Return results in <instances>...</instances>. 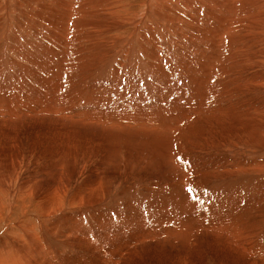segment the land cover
<instances>
[{
	"label": "rangeland",
	"instance_id": "rangeland-1",
	"mask_svg": "<svg viewBox=\"0 0 264 264\" xmlns=\"http://www.w3.org/2000/svg\"><path fill=\"white\" fill-rule=\"evenodd\" d=\"M208 1L0 0L6 264H264V0Z\"/></svg>",
	"mask_w": 264,
	"mask_h": 264
},
{
	"label": "bare ground",
	"instance_id": "bare-ground-1",
	"mask_svg": "<svg viewBox=\"0 0 264 264\" xmlns=\"http://www.w3.org/2000/svg\"><path fill=\"white\" fill-rule=\"evenodd\" d=\"M109 1V0H108ZM197 1H201V0H197ZM211 1V0H210ZM210 1H208V2H210ZM213 1V0H212ZM260 1V0H259ZM172 2H174V3H172ZM172 2H171V0H153V3H151L150 2V4H149V6H150V9H152L153 11H152V13H151V15L149 16V20H153V18L155 17V16H158L159 18H161L162 17V15H163V13H164V9H163V7L164 8H167V9H169L170 8V5L171 4H175L176 2H177V0H172ZM204 2V1H203ZM214 2V1H213ZM97 3V2H96ZM111 3V2H110ZM94 4V3H93ZM203 4V3H202ZM105 6V5H104ZM197 6V5H196ZM94 9H96V8H99V4H96L94 7H93ZM224 8V7H223ZM71 9V8H70ZM77 9V8H76ZM79 10V9H78ZM205 9H203V8H199L198 7V11L199 12H202V11H204ZM208 10V9H207ZM248 10V9H247ZM77 11V10H76ZM84 11V10H83ZM82 11V12H83ZM74 12V11H73ZM205 12V11H204ZM208 12V11H207ZM243 12V11H242ZM248 12V11H247ZM84 13H86L85 11H84ZM224 13V12H223ZM75 14V13H74ZM150 14V13H149ZM248 15V14H247ZM258 15V14H257ZM245 16V15H244ZM251 16V15H250ZM70 17H71V15H70ZM217 17V16H216ZM190 18H195L194 17V15L192 14V17H190ZM244 18V17H243ZM212 19V18H211ZM226 19V18H225ZM225 19H221V21L222 22H224L225 21ZM245 19V18H244ZM257 19V18H256ZM260 19H261V23L262 22H264V11L261 13V15H260ZM259 19V20H260ZM212 21V20H211ZM220 21V20H219ZM245 21V20H244ZM249 21V20H248ZM252 21V20H251ZM257 21V20H256ZM203 22H205L204 21V19H203V17L202 18H200V24L202 25V23ZM233 22H234V20H233ZM260 22V21H259ZM235 23H236V21H235ZM261 23H260V25H258V27H259V31H258V33L256 34L257 36H264V27H262V26H264V24L263 25H261ZM226 24V23H225ZM231 24H232V22H231ZM204 25H205V23H204ZM221 25H222V23H221ZM223 25H224V23H223ZM220 26V24L218 25L220 28L219 29H221V31H220V33H218V35L215 37V44L216 45H219V43L221 42V40L223 39V38H225L226 37V35H228L229 33H227L228 32V30H229V28L228 27H231V26H229V24H227L228 25V27L227 26ZM249 25V24H248ZM203 26V25H202ZM233 26V25H232ZM204 27V26H203ZM146 28H150V26H148L147 25V27ZM233 28V27H232ZM231 28V29H232ZM205 29V28H204ZM146 30V29H145ZM243 30V29H242ZM253 30V29H252ZM148 31V30H147ZM207 31V30H206ZM210 31V30H209ZM109 32L111 33V32H113L112 30H109ZM195 32L197 33V32H199L198 30H195ZM231 32V31H230ZM112 34V33H111ZM68 36V35H67ZM206 37V36H205ZM246 41V40H245ZM65 42V41H64ZM68 42V41H67ZM213 44H214V41H212V39H208V41H207V46L209 47V50L211 49V48H213L214 46H213ZM170 45V44H169ZM254 46H255V48H256V45L254 44ZM65 48V47H64ZM214 49H219L218 48V46H216V47H214ZM116 50V49H115ZM206 51H208V50H206ZM108 52V51H107ZM106 52V53H107ZM112 54V53H111ZM111 54H109L108 53V55L109 56H111ZM113 56V55H112ZM110 58H112V57H110ZM101 66V65H100ZM118 67H121V66H118ZM122 68V67H121ZM260 164H264V160H262V161H260ZM251 166H255V164H250L249 165V167H251ZM242 167L243 168H247L248 167V165L247 166H244V165H242ZM12 230V229H11ZM6 240H8V237L6 236V237H4V240L3 241H5L6 242ZM2 253H4L3 251H2V249L0 248V264H6L5 263V257L2 255Z\"/></svg>",
	"mask_w": 264,
	"mask_h": 264
}]
</instances>
